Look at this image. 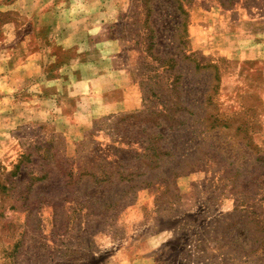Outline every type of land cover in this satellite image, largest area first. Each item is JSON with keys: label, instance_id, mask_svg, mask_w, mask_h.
I'll use <instances>...</instances> for the list:
<instances>
[{"label": "rangeland", "instance_id": "1", "mask_svg": "<svg viewBox=\"0 0 264 264\" xmlns=\"http://www.w3.org/2000/svg\"><path fill=\"white\" fill-rule=\"evenodd\" d=\"M35 1L0 0V264H264V0H178L183 44L157 2L174 69L145 0Z\"/></svg>", "mask_w": 264, "mask_h": 264}, {"label": "trees", "instance_id": "2", "mask_svg": "<svg viewBox=\"0 0 264 264\" xmlns=\"http://www.w3.org/2000/svg\"><path fill=\"white\" fill-rule=\"evenodd\" d=\"M145 7L148 10V17H147V25L148 28L151 32V38H150V52L152 53V56L155 58V60L164 62L166 61L170 66V68H175V65L177 63V59L174 55L171 56H163V54H161L160 52H158L157 50V39H156V35H157V25L153 24V17L156 9H155V4L157 2H160L162 0H145ZM167 6L168 9H170L171 13L170 15L172 16L175 15L174 19L175 22L173 24V29H178L180 30V32L177 34V38H179V41L183 44V38L185 37V33H186V28L183 22H185V17L186 16V12L184 11L183 7L178 3V0H169V2H167ZM159 26V25H158ZM163 27V26H162ZM165 27H168V25H166ZM181 55L184 58H187V56L183 53V50H181ZM196 69H201L200 65H196ZM181 76L178 75L177 78L179 79ZM176 92L178 94H181V88L176 86L175 88ZM18 168V167H17ZM109 177V174H107L106 179ZM105 180V179H104ZM102 181V180H100ZM99 181V182H100Z\"/></svg>", "mask_w": 264, "mask_h": 264}, {"label": "crops", "instance_id": "3", "mask_svg": "<svg viewBox=\"0 0 264 264\" xmlns=\"http://www.w3.org/2000/svg\"><path fill=\"white\" fill-rule=\"evenodd\" d=\"M17 3H19V4H17ZM22 2L19 0V2H15L14 4H13V6H14V9H17V10H20L21 12H26V10H27V12H29V11H31L33 14H36V11L38 12V9L40 8L38 5V2L37 1H33V2H27V3H22ZM17 4V5H16ZM22 5V6H21ZM51 4H49V6H50ZM49 6H48V8H49ZM32 13H30V14H32ZM39 13V12H38ZM61 14H59V15H57V16H60ZM6 26V25H5ZM10 30V29H9ZM9 30H6L5 32H4V30H3V32L2 33H4V34H7V31L9 32ZM60 34V33H59ZM59 34H56V31L53 33V34H50V37H52V36H57V35H59ZM64 34H65V32H64ZM8 50V49H7ZM4 51H6V50H4ZM8 63V62H7ZM7 66H9L8 64H7ZM12 66H13V68L14 69H12V71H15V70H17L18 69V66H16V63H14V64H12ZM18 80L16 79V78H11V77H6V75H4V76H2V77H0V95H3L2 96V99L1 100H4V98H5V94H8V93H11L12 94V92L13 91H15V90H17L18 89V87L20 86V84L21 83H19V82H17ZM78 82H80V81H78ZM16 85V86H15ZM13 96V95H12ZM12 98H14V97H12ZM108 104V103H107ZM127 105H128V102L127 101H124V102H122V107H127ZM101 107V106H100Z\"/></svg>", "mask_w": 264, "mask_h": 264}]
</instances>
